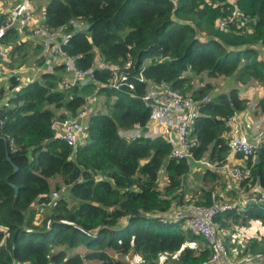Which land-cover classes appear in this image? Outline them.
<instances>
[{
  "label": "trees",
  "instance_id": "obj_1",
  "mask_svg": "<svg viewBox=\"0 0 264 264\" xmlns=\"http://www.w3.org/2000/svg\"><path fill=\"white\" fill-rule=\"evenodd\" d=\"M237 5L250 18L249 27L238 31L233 26L225 31L215 28L216 18L232 10L225 0H48L43 23L69 33L63 47L82 70L93 65L96 53L106 64L132 58V74L141 73L198 101L208 95L193 119L190 152L196 160L221 162L228 148L226 121L244 111L248 100L236 85L213 93L212 83L204 77H235L264 88V0H237ZM3 17L0 22L7 18ZM74 20L87 28L75 29ZM17 36L11 28L2 42L11 43ZM11 47L9 67L14 61H27L13 59L20 48L15 43ZM62 73L58 64L41 73L18 88L2 111L0 264H86L87 260L158 264L165 254L169 258L162 264H205L210 252L204 238L184 227V218H169L173 202L182 203L183 178L192 165L169 158L171 144L161 137L120 135L121 130L147 121L149 107L140 98L147 84L133 75L130 92L98 85L104 110L90 114L86 143L73 149L55 136L51 123L75 115L94 86L61 90ZM93 75L101 84L110 72L107 67L94 68ZM199 75L204 83L197 80L195 87ZM9 80L10 89L18 86L15 77ZM254 108L255 114L264 115V92ZM6 136L13 138L14 149ZM246 162L250 176L243 184L264 190V141L255 158ZM162 168L166 183L160 187ZM56 175L62 185L55 189L63 186L66 195L51 206L47 203L54 191L49 180ZM202 177L209 178L208 186L194 192L193 198L195 204L209 205L227 185L213 170L205 169ZM12 185L18 188L16 194ZM242 204L225 207L214 216L222 230L247 227L251 220L264 224L263 194ZM245 251L244 255L264 257V237L252 239ZM130 255L141 262L129 263Z\"/></svg>",
  "mask_w": 264,
  "mask_h": 264
},
{
  "label": "built area",
  "instance_id": "obj_2",
  "mask_svg": "<svg viewBox=\"0 0 264 264\" xmlns=\"http://www.w3.org/2000/svg\"><path fill=\"white\" fill-rule=\"evenodd\" d=\"M232 5V10L227 15L218 16L215 20V28L218 31H225L233 26L235 30L247 28V22L250 18L246 16L238 7L237 0H225ZM2 8V0H0V9ZM75 29L84 30L87 24L80 21H72ZM28 26L33 36L39 38V43L46 57V63L55 60L58 65L63 66V73L58 87L61 90L68 91L71 88L86 84L87 80L95 85L97 90L98 85L106 86L116 91H132L134 83L131 81L133 75L141 82L147 84V89L141 95V100L149 107V115L143 126H134L133 128L120 132V135L125 138H134L143 136L146 138L161 137L171 144L169 158L176 160H187L191 165L201 164L205 169L213 170L222 174L230 189L244 183L250 176V167L247 165V159L255 158L256 150L260 142L264 141V133L258 132V138L253 139L245 133L235 134L231 132L233 125L237 122V116L242 112L233 114L227 121L226 125L229 131L227 137V151L221 162H213L207 159H193L190 152L192 144L190 132L194 117L199 114L198 104L201 101H206L208 95H205L201 101L195 100L190 95H185L179 91L170 89L165 84H156L147 80L141 73L139 75L132 74L134 60L126 58L120 64H106L95 54L93 65L88 69L82 70L77 67L75 57L69 55L65 49L69 33L62 32V28H48L43 21H37L33 11L28 8L25 2L22 7L15 12L8 11L7 18L0 22V47L2 45V37L11 28H24ZM205 39V38H200ZM107 67L110 76L106 83H101L94 80L93 69H102ZM53 68H50L52 71ZM31 79L29 81H32ZM18 88H13L10 97L16 93ZM7 97L0 102V137L2 136V111L8 105ZM93 96H88L85 104L79 108L75 115H67L62 119L52 121L51 129L55 136L63 140L68 146L75 149L78 146L84 145L87 140V121L92 111ZM10 149H14L15 143L13 138L6 136ZM238 159V162L235 160ZM241 160L242 162H239ZM263 194L264 190L255 186ZM59 200L58 193L54 191L47 203L55 206ZM222 204L219 201H214L209 205H200L190 203L185 205L180 212L174 211L170 213V219L184 218L185 227L192 233L201 235L206 246L209 249V259L205 264H234L233 255L227 246L226 232L222 230L214 221V216L221 212L225 207L234 206ZM163 222L167 221V217L160 218ZM228 234V233H227ZM240 249L237 248L234 253L237 254ZM116 258V255H114ZM251 259V258H250ZM132 263V262H130ZM23 264V263H14Z\"/></svg>",
  "mask_w": 264,
  "mask_h": 264
},
{
  "label": "crops",
  "instance_id": "obj_3",
  "mask_svg": "<svg viewBox=\"0 0 264 264\" xmlns=\"http://www.w3.org/2000/svg\"><path fill=\"white\" fill-rule=\"evenodd\" d=\"M47 1L48 0H2V8L0 9V20L2 19V16L6 17L8 15L9 10L11 12L18 11L22 7V5H24L26 2L28 4V8H30L33 11L35 19L39 22L44 21V16L42 12L44 5L46 4ZM16 32L18 36L13 42L10 43L9 41L10 39H4V42H2V45L0 47V90L3 91V93H0V102L4 101L7 97H10L11 93L13 92V89L12 88L10 89L9 79L11 77H15V79L19 82L16 88H20L21 86L29 82V80L39 77L41 73L50 71V68H53L55 65H57L55 64L56 63L55 60H51L49 64L46 63V57L40 46L39 38L32 35L27 25L22 29L21 28L16 29ZM13 43L19 45L20 48L18 53L13 56V59L14 58H18L22 60L27 59V61L22 64L14 61L12 66L9 67L8 63L12 59V55L10 52L12 50L11 45ZM25 54L27 55L23 56ZM263 92H264V88L261 85L260 86L255 85L252 87L249 86L248 90L244 92V95H240V96L242 98H246L248 101L252 100V104H255V101L263 95ZM260 131L264 133V115L255 114V108L252 105L248 106L244 111H242L237 116V122L233 125L231 129V132L235 134H241L243 132L246 135H249L253 139L258 138V132ZM235 161L238 162V159H236ZM239 162L242 161L239 160ZM160 174L163 175L162 185H164L166 183L164 168L160 170ZM219 174L222 177V174L221 173ZM232 189L235 190L237 189V187ZM226 190L227 189L225 188L223 192L220 191L218 193L219 196L225 194L228 197L229 193ZM183 191L184 194H183V199L181 200L182 203L189 200L190 198L196 197V194H194L195 191L192 193L191 189H188V191L183 189ZM236 194L238 195L240 194L239 195L240 198L234 203H241V204L246 203V201L249 200L250 198V196H248V198H245L244 193L241 194L239 193V191H236ZM182 203H179L178 199L175 200L173 202V207L170 210V213L172 214L174 211L175 212L182 211L185 207V205ZM234 229L235 230L232 231V234L237 237L242 233L247 235L244 236L246 242H250L254 238L260 239L261 237H264V224L258 220H251L249 226L247 227H236ZM238 247H236L235 249L234 248L230 249V252L233 255L234 259H236L237 257V254H235L234 251ZM129 257L131 258L132 256L130 255ZM255 257H260V255L254 256L251 255L250 253H247L246 255H242L241 257H238L236 259L237 261L234 264H243L250 258H255ZM126 258L128 259V257Z\"/></svg>",
  "mask_w": 264,
  "mask_h": 264
},
{
  "label": "rangeland",
  "instance_id": "obj_4",
  "mask_svg": "<svg viewBox=\"0 0 264 264\" xmlns=\"http://www.w3.org/2000/svg\"><path fill=\"white\" fill-rule=\"evenodd\" d=\"M209 2H213V0H208ZM240 8V7H239ZM41 12V11H40ZM43 13V12H42ZM64 32V31H62ZM202 35L199 34V38L201 37ZM197 37V38H198ZM202 76H197L196 78V81L194 82V86H198V83L197 80H199L200 82H203L204 81H209L212 83V86H213V90L212 92L213 93H218V92H226L230 86H234L236 85L239 90H240V95H244V92H246V90H248L249 86H260L261 83H256V82H253L252 84H243L241 83L240 81H237V79L235 77H232V78H224V77H217V78H207V77H204V81L203 80H200ZM38 78V77H37ZM37 78H34L37 79ZM247 78H245L246 80ZM87 83L86 84H80L78 86V88H81V87H84L86 85H89V84H92L94 86V89H92V91L88 94L85 95V99L88 97V96H93V99H92V111H96L98 109H101V110H104L103 107V102L105 101V99L101 96H98V94L96 93V89H95V85L93 83L90 82V80H87L86 81ZM245 82V81H244ZM262 86V85H261ZM256 90V89H255ZM257 91V90H256ZM191 97V96H190ZM193 98V97H192ZM255 101V100H254ZM254 106V104H252V100H249L248 101V106ZM57 120V119H56ZM120 132H124V130H121ZM204 170H205V167L201 164H193L191 166V169L189 171V173L184 176L183 178V185H182V189H185L186 191H188V189H191V192L193 193L195 191L198 192V190H200L201 187H207V181H209V178H207L206 180L203 179L202 175L204 173ZM223 177V176H222ZM225 180V179H224ZM162 182H163V175L159 173V186L161 187L162 186ZM225 183H226V189L229 190V186L225 180ZM49 185L51 187V191H56L58 193V196L59 197H62L64 194H65V189L64 187L62 186L60 189H55L57 186H61L62 185V182H61V177L59 175H56L55 177H52L50 180H49ZM238 190L236 191H239V193L243 194L244 193V196L245 198H248V196H255L257 195V193H261L259 191V189L255 188L254 187H248L247 185L245 184H240L239 186H236ZM235 187V188H236ZM248 189V190H247ZM229 191H233V190H229ZM229 193V196L227 197L225 194H222L221 196H219L218 199H215L214 201H219L221 202L222 204H225V205H230L234 202H236L239 198H240V194L238 195H235L236 193L233 191V192H228ZM262 194V193H261ZM66 195V194H65ZM190 203H195L194 199L193 198H190L189 200L183 202V204H190ZM37 217V215H36ZM36 217H35V223H38V219L36 220ZM185 227V225H184ZM235 230V229H234ZM234 230H227L226 232V240H227V246L230 249H235L236 247H238L240 249L239 252H237V257H241L242 255H244V253L246 252V248L248 246V243L249 242H246V239L244 236H247L246 234L242 233L240 235L235 236L232 234V231ZM231 232V233H230ZM228 233V234H227ZM246 255V254H245ZM169 258V255L165 254V256H162V258L159 260L158 264H162L164 263L165 260ZM234 259L232 260L233 263H235L237 260ZM128 262H132V263H137V262H141L140 258L138 256H135V257H128ZM86 264H96L94 263L93 261H86Z\"/></svg>",
  "mask_w": 264,
  "mask_h": 264
},
{
  "label": "water",
  "instance_id": "obj_5",
  "mask_svg": "<svg viewBox=\"0 0 264 264\" xmlns=\"http://www.w3.org/2000/svg\"><path fill=\"white\" fill-rule=\"evenodd\" d=\"M11 164L14 167V169L16 170L17 167L13 163H11ZM12 186L14 188V193L16 194L18 188L16 185H12ZM243 264H264V257L251 258V259L247 260L246 262H244Z\"/></svg>",
  "mask_w": 264,
  "mask_h": 264
},
{
  "label": "bare ground",
  "instance_id": "obj_6",
  "mask_svg": "<svg viewBox=\"0 0 264 264\" xmlns=\"http://www.w3.org/2000/svg\"><path fill=\"white\" fill-rule=\"evenodd\" d=\"M194 158V157H193ZM183 160V159H182Z\"/></svg>",
  "mask_w": 264,
  "mask_h": 264
}]
</instances>
